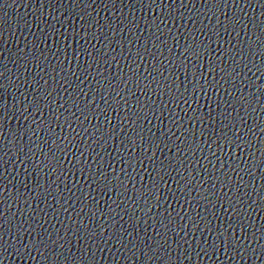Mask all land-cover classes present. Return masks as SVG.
Listing matches in <instances>:
<instances>
[{"label":"water","instance_id":"1","mask_svg":"<svg viewBox=\"0 0 264 264\" xmlns=\"http://www.w3.org/2000/svg\"><path fill=\"white\" fill-rule=\"evenodd\" d=\"M0 264H264V0H0Z\"/></svg>","mask_w":264,"mask_h":264}]
</instances>
